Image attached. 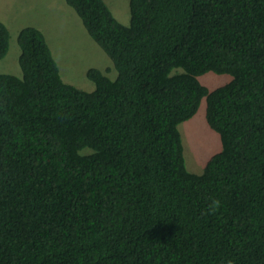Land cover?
Instances as JSON below:
<instances>
[{
	"label": "trees",
	"instance_id": "1",
	"mask_svg": "<svg viewBox=\"0 0 264 264\" xmlns=\"http://www.w3.org/2000/svg\"><path fill=\"white\" fill-rule=\"evenodd\" d=\"M65 1L118 76L90 69L83 91L41 30L19 33L22 78L0 74V264H264V0H130L129 26ZM208 72L231 81L210 91ZM204 99L222 149L196 174L179 126Z\"/></svg>",
	"mask_w": 264,
	"mask_h": 264
},
{
	"label": "rangeland",
	"instance_id": "2",
	"mask_svg": "<svg viewBox=\"0 0 264 264\" xmlns=\"http://www.w3.org/2000/svg\"><path fill=\"white\" fill-rule=\"evenodd\" d=\"M104 1L118 21L130 25V0ZM0 22L10 32V48L0 60V74L22 78L18 36L24 28L35 27L44 33L65 83L93 92L95 84L87 76L90 69H99L112 80L118 76L110 57L90 37L65 0H0ZM199 80L213 91L230 82L231 76L208 72ZM206 105L204 99L198 113L179 126L186 167L196 174H202L207 162L222 149L219 134L207 122Z\"/></svg>",
	"mask_w": 264,
	"mask_h": 264
},
{
	"label": "clouds",
	"instance_id": "3",
	"mask_svg": "<svg viewBox=\"0 0 264 264\" xmlns=\"http://www.w3.org/2000/svg\"><path fill=\"white\" fill-rule=\"evenodd\" d=\"M213 203H215V202H213ZM229 264H231V262H229Z\"/></svg>",
	"mask_w": 264,
	"mask_h": 264
}]
</instances>
